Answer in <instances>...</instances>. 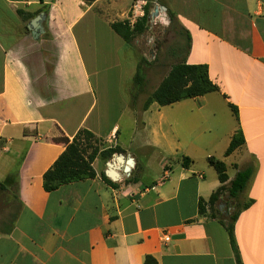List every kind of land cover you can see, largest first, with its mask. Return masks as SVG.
<instances>
[{
    "label": "crops",
    "instance_id": "obj_1",
    "mask_svg": "<svg viewBox=\"0 0 264 264\" xmlns=\"http://www.w3.org/2000/svg\"><path fill=\"white\" fill-rule=\"evenodd\" d=\"M137 2L148 24L158 6L175 18L190 36L179 63L207 65L217 91L145 108L177 63L145 61L112 29L141 17ZM239 128L244 143L226 155ZM81 130L132 157V179H110L99 157L94 179L46 192L44 174ZM211 157L227 188L252 170L215 219L199 213L221 187ZM241 202V264H264V0H0V264H238L220 221Z\"/></svg>",
    "mask_w": 264,
    "mask_h": 264
},
{
    "label": "trees",
    "instance_id": "obj_2",
    "mask_svg": "<svg viewBox=\"0 0 264 264\" xmlns=\"http://www.w3.org/2000/svg\"><path fill=\"white\" fill-rule=\"evenodd\" d=\"M82 1L91 5L96 0ZM148 16L149 8L146 7L144 9V15L138 18L133 25H131L129 20H125L121 22H114L111 24V27L126 43H131L136 36L141 35L146 31ZM189 48L190 36L187 34V51ZM136 79L137 82H141L139 73H137ZM217 90L218 86L211 80L207 65L177 63L172 66L168 75L160 83L159 87L147 99L145 108H148L152 103H157L161 107L170 106L184 99L204 96ZM229 106L234 115L238 117L237 108L232 104ZM65 143V151L43 176V187L46 192L55 191L61 186L70 183L94 179L96 177V172L92 166L94 161L99 157H107L114 152L121 151L120 149L100 151V148L98 147L99 140L88 130L79 131L72 142L66 141ZM243 143L244 137L241 129L239 128L231 140V143L226 151V155L233 153L236 149L241 147ZM208 162L209 165L217 172L221 187L211 195L208 201H204L203 199L200 200L199 213L201 215L207 214V208L211 211H213V209L216 210L217 203L220 201L221 196L227 189L231 198L238 197V195L245 189L252 175L251 169L238 172L234 180L230 183V186L227 188L224 185L228 181L226 165L222 161L213 157L209 158ZM191 163L192 161L189 158H183V165L185 167H189ZM102 177L105 182L113 185L105 174H103ZM249 205L250 203L246 204L244 209H246ZM239 213L240 211L233 213L229 217V220L220 221V223L225 226L229 234L231 245L236 254L238 264H241L234 234V225ZM209 215L212 218L216 216L213 213ZM144 264H158V262L154 257L146 256Z\"/></svg>",
    "mask_w": 264,
    "mask_h": 264
},
{
    "label": "rangeland",
    "instance_id": "obj_3",
    "mask_svg": "<svg viewBox=\"0 0 264 264\" xmlns=\"http://www.w3.org/2000/svg\"><path fill=\"white\" fill-rule=\"evenodd\" d=\"M164 14L166 15L168 23H166L162 17L161 19H157L155 17L154 23L147 24L148 26L146 31L143 34L136 36L134 39L135 46L141 51L145 61L151 59V53L155 52L157 54L156 61L160 60L163 56H169L171 59L170 64L179 63L182 61L183 56L187 51V37L183 29H181V27L178 25L175 18L173 16L171 18V16L167 15L166 12ZM156 61H153V65H156ZM92 81L95 82L96 80L92 79ZM104 146L105 145L103 144L98 145L100 149ZM120 154H122L125 158L129 157L128 154L123 152L121 153V151L114 152L107 157H101L102 169L106 168V163H112L114 161L116 162V157ZM131 179L132 175L123 178V180L126 181ZM242 206L243 202L235 205L236 208L231 212V214L238 212ZM216 210L213 209V214L218 213ZM225 219L229 220V218Z\"/></svg>",
    "mask_w": 264,
    "mask_h": 264
},
{
    "label": "water",
    "instance_id": "obj_4",
    "mask_svg": "<svg viewBox=\"0 0 264 264\" xmlns=\"http://www.w3.org/2000/svg\"><path fill=\"white\" fill-rule=\"evenodd\" d=\"M165 12H166V8L164 6H158L155 8L153 12V16L155 17L157 15H161L162 18L165 20V22L168 23L166 15L164 14ZM43 20H45V14L41 13L31 22L30 28L33 37L35 39H38L43 31L42 30ZM134 163L135 161L132 157L129 156L125 158L122 154H120L116 157V162L114 161L108 164V169L105 174L114 181L119 180L121 178L129 177L132 168L134 167Z\"/></svg>",
    "mask_w": 264,
    "mask_h": 264
},
{
    "label": "built area",
    "instance_id": "obj_5",
    "mask_svg": "<svg viewBox=\"0 0 264 264\" xmlns=\"http://www.w3.org/2000/svg\"><path fill=\"white\" fill-rule=\"evenodd\" d=\"M142 6H143V3L141 2H138L135 7L133 8L134 9V15L135 17H139V15L141 14V10H142ZM140 13V14H139ZM143 16V13L141 14V17ZM136 21V20H135ZM135 21L133 22V24L135 23ZM170 240V238L168 236H165L164 238V241L165 242H168Z\"/></svg>",
    "mask_w": 264,
    "mask_h": 264
},
{
    "label": "bare ground",
    "instance_id": "obj_6",
    "mask_svg": "<svg viewBox=\"0 0 264 264\" xmlns=\"http://www.w3.org/2000/svg\"><path fill=\"white\" fill-rule=\"evenodd\" d=\"M117 164V163H116ZM116 166H118V165H116Z\"/></svg>",
    "mask_w": 264,
    "mask_h": 264
}]
</instances>
